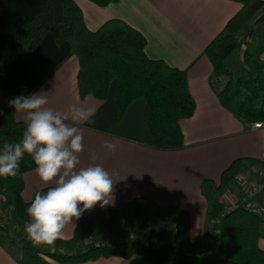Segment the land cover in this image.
<instances>
[{"label":"crops","instance_id":"0c3cea01","mask_svg":"<svg viewBox=\"0 0 264 264\" xmlns=\"http://www.w3.org/2000/svg\"><path fill=\"white\" fill-rule=\"evenodd\" d=\"M46 1L0 0V92L6 89L16 97L26 96L48 75L32 93L46 95L47 106L60 111L71 104L94 108L95 123L79 125L84 149L79 154L78 167L102 165L115 183L112 202L104 208L97 204L85 211L78 220L66 226L61 239L73 237L78 223L86 215L144 196L163 206L184 209L189 216L191 242L215 241L214 223L208 219L209 203L201 187L205 180L218 184L224 170L239 158H251L255 162L247 164L237 183L221 193V201L227 208L235 207L242 203L243 192L250 184L261 183L262 190L250 202L264 205V131L253 130L221 103L211 85L214 65L205 54L206 48L241 10V3L233 0H119L101 7L89 0H74L90 30H97L109 19L125 20L147 38L146 53L150 58L162 59L172 67L187 70L195 112L191 118L180 121L185 147L160 151L145 145L144 100L133 102L121 123H117V80L111 83L106 100L101 101L93 95L82 98L78 87L80 60L77 55H70L68 42L57 45L49 33L36 50L29 52L15 39L17 22L32 18ZM261 26L260 37L264 43L263 22ZM15 118L26 123L22 113L15 112ZM106 141L116 145L114 152L104 147ZM23 181L25 201H30L39 190L52 186L45 185L35 170L26 172ZM181 225L180 222L171 223L173 240ZM261 231L259 246L264 250V223ZM40 255L43 263L62 264ZM0 264L37 263L24 252L19 241L0 237ZM81 264L149 263L139 256L130 259L102 256Z\"/></svg>","mask_w":264,"mask_h":264},{"label":"trees","instance_id":"16d2710c","mask_svg":"<svg viewBox=\"0 0 264 264\" xmlns=\"http://www.w3.org/2000/svg\"><path fill=\"white\" fill-rule=\"evenodd\" d=\"M89 1L105 7L119 0ZM233 1L242 4L241 10L206 48L205 54L214 65L211 85L221 103L250 127L264 120L262 39L249 41L244 51L246 77L234 80L226 61L238 49V34L244 25L263 11L264 0ZM49 33L57 45L68 42L70 55L78 56V87L82 98L93 95L101 101L106 100L111 83L117 80V123H121L133 102L142 99L146 102L145 145L160 151L185 147L180 121L191 118L195 112L187 70L172 67L162 59L150 58L146 53L147 38L125 20L109 19L97 30H90L74 0H47L32 18L17 22L15 39L26 51L32 52ZM47 77L26 97L31 96ZM15 97L6 89L0 92V148L4 143L19 142L26 127V123L15 118V109L8 106L9 100ZM254 162L251 158L236 159L224 170L218 184L213 180H205L202 184V192L209 203L208 219L214 223L215 241L191 242L189 216L184 209L163 206L141 196L86 215L78 223L73 237L58 239L54 250L29 243L23 244V250L34 257L37 264H44L40 254L62 264H81L102 256L126 259L139 256L149 264H264V250L259 246L263 218L240 203L227 208L220 199L221 193L237 183L244 167ZM33 170L34 162L25 155L16 177L0 178V196L5 198L3 206L12 211L13 219L20 226L17 235L20 238L26 236L24 224L29 219L26 209L35 196L30 201L23 199V175ZM150 219L180 222L182 225L175 233L174 243L155 246L152 241L131 236L134 232H147ZM4 234L10 237V231L5 230Z\"/></svg>","mask_w":264,"mask_h":264},{"label":"clouds","instance_id":"9594fccd","mask_svg":"<svg viewBox=\"0 0 264 264\" xmlns=\"http://www.w3.org/2000/svg\"><path fill=\"white\" fill-rule=\"evenodd\" d=\"M47 105L42 92L9 100V107L24 114L26 127L19 142L0 148V178L16 177L25 155L31 157L40 180L52 186L35 194L26 209L24 231L34 246L54 247L66 226L85 211L112 202L115 183L102 165L78 167L84 149L79 125L94 124L95 109L71 104L60 111ZM104 147L110 152L116 149L107 141Z\"/></svg>","mask_w":264,"mask_h":264},{"label":"rangeland","instance_id":"374dc122","mask_svg":"<svg viewBox=\"0 0 264 264\" xmlns=\"http://www.w3.org/2000/svg\"><path fill=\"white\" fill-rule=\"evenodd\" d=\"M262 13L264 15V9ZM260 17H261L260 15H257L244 25L243 30L238 34L239 47L234 52V54L226 61L227 68L233 73L234 80H236L238 77L247 76V69H246L247 63L243 59V54L247 48V44L249 41L256 42L259 41V39H261L260 37L262 32L261 24L262 22H264V20L260 21L259 20ZM2 208H3V212L0 213V237H2L3 239L10 238L12 240H17L22 245L24 243H29L31 246H34L32 242L27 238V236L20 238L13 234L14 232L17 234L18 232L17 229H19L20 231V226L13 219L12 211H9L8 208H5L4 206H2ZM175 226H177V224H175ZM13 227H16V230H13ZM5 230L10 231V237L9 235L4 234ZM171 235H172L171 223L168 224L167 222L164 223L161 219H156V220L150 219L148 231L145 233L134 232L133 237L143 238L149 243L152 241V245L159 246V245H164V244L168 245L174 243V240L171 238ZM34 247H38L44 250L46 249V246H34ZM44 264H48V263L44 262Z\"/></svg>","mask_w":264,"mask_h":264},{"label":"built area","instance_id":"2783aa9c","mask_svg":"<svg viewBox=\"0 0 264 264\" xmlns=\"http://www.w3.org/2000/svg\"><path fill=\"white\" fill-rule=\"evenodd\" d=\"M251 128L253 130H263L264 131V120L254 122L251 125ZM262 161L264 162V154L262 156ZM262 188H263V185L261 183L250 184L243 192L244 198L242 200V203L240 202L239 203L240 205L251 209L253 212L261 216L264 220V205H259V204L250 202V199L254 197L256 194H258L262 190ZM4 201H5V198L3 196H0V213L3 212L2 206H3Z\"/></svg>","mask_w":264,"mask_h":264},{"label":"water","instance_id":"95a60500","mask_svg":"<svg viewBox=\"0 0 264 264\" xmlns=\"http://www.w3.org/2000/svg\"><path fill=\"white\" fill-rule=\"evenodd\" d=\"M260 21L264 20V15L259 18Z\"/></svg>","mask_w":264,"mask_h":264}]
</instances>
